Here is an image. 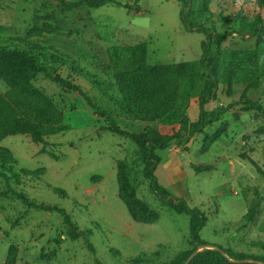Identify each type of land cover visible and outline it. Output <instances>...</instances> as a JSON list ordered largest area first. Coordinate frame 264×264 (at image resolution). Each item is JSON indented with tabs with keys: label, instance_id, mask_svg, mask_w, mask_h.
Returning <instances> with one entry per match:
<instances>
[{
	"label": "rangeland",
	"instance_id": "1",
	"mask_svg": "<svg viewBox=\"0 0 264 264\" xmlns=\"http://www.w3.org/2000/svg\"><path fill=\"white\" fill-rule=\"evenodd\" d=\"M74 1V0H67ZM258 0H211L210 8L223 15L216 35L222 36V49H257L263 77L257 91L229 96L220 87L217 99L205 107H230L222 122L228 132L207 152H202L204 134L158 151L161 162L155 170L158 183L174 198L200 209L208 218L200 238L211 246L235 252L258 254L253 242H264V115L245 112L243 103L257 100L264 105V43L257 46L256 17L264 20ZM108 4L98 9L66 12L53 0H0V35L25 36L35 14L53 13L58 34L43 33L36 39L78 60L84 70L70 78L94 103L104 105L99 85L114 83L113 76L135 66L144 53L148 63L166 65L197 61L202 56V33L188 32L180 18L176 0H142L139 11ZM243 15V19L240 20ZM215 45L212 49H215ZM13 75L20 66L1 58ZM36 86L50 95L64 114L70 129L48 139L46 145L35 144L27 136L15 135L0 143V151L11 153L15 170L36 173L23 176L20 183L0 180V264H132L146 253L145 264H167L179 252L189 248V217L178 215L164 206L150 190L143 177V165L137 146L128 138L108 131L110 121L96 116L84 98L43 77ZM0 91L8 87L0 80ZM196 98L179 110L151 125L163 133L179 128L183 114L196 116ZM238 115V118H235ZM118 126L129 133L143 129L119 116ZM217 123L205 130L212 134ZM248 159H241V154ZM125 161L131 181L140 199L159 214L153 224L132 220L118 197L116 165ZM192 165H213L210 171L196 173ZM13 191L23 192L37 205L66 211L78 231L87 233L94 249L85 239L72 241L63 218L56 212L29 208ZM261 197L255 221L244 226L242 217ZM156 253V254H155ZM157 255V256H155Z\"/></svg>",
	"mask_w": 264,
	"mask_h": 264
},
{
	"label": "trees",
	"instance_id": "2",
	"mask_svg": "<svg viewBox=\"0 0 264 264\" xmlns=\"http://www.w3.org/2000/svg\"><path fill=\"white\" fill-rule=\"evenodd\" d=\"M66 12L79 9H98L108 4L122 5L127 10L132 7L128 0H53ZM134 10L139 11L138 3L132 0ZM180 6V18L188 32L202 33V56L193 62L153 65L148 63L144 53L135 61L130 70L121 71L113 76L114 83L101 84L104 105L94 103L92 98L81 91L80 87L70 78L72 73L81 74L78 60L63 54L51 46L37 42L43 33L58 34L60 29L54 25L56 16L53 13L35 14L30 29L22 37H2L0 35V80L8 87L9 92L0 91V143L9 136H27L35 144L46 145L48 139L70 129L64 124V114L53 98L36 86L39 77L59 85L60 87L78 92L87 102L90 110L98 117L110 121L108 131L120 137L130 139L138 148V155L143 165L142 174L150 182V190L161 203L178 215L189 217L188 249L179 252L167 264H184L188 257L202 245H209L200 238V231L205 227L208 218L198 208L189 207L182 199H174L161 186L154 173L161 162L158 151L166 150L173 144L187 141L198 133L204 134L202 152H207L228 132V123L222 118L230 107L219 106L213 110L205 107L217 99L220 87L227 90L229 96L241 95L260 88L262 71L259 68L257 49H222V36L216 35L217 24L223 23V15L211 11V0H176ZM257 5L264 12V0ZM242 20L244 17L240 15ZM257 46L264 43V20L256 17ZM215 45V49L212 46ZM7 58L20 66L17 76L13 75L1 58ZM192 98H196L198 111L191 120L183 114L179 128L172 133H163L151 125L180 109ZM245 112H256L264 115V105L253 99L243 103ZM114 115L132 124H141L143 129L137 133H129L120 128ZM238 118V115H235ZM217 123L220 127L212 134L205 130ZM264 135V129L258 131ZM0 151V180L7 185L10 182L20 183L23 176H32L25 170L17 171L13 167L15 160L10 152ZM241 159H248L244 153ZM196 173L210 171L213 165H192ZM118 197L125 204L132 220L143 224H153L159 220V214L149 204L139 198L137 189L131 181L129 167L123 160L116 165ZM14 196L29 208H35L59 214L67 227V234L72 241L83 237L90 252L94 253L87 239V233L78 231L70 215L57 207L37 205L30 201L23 192L13 191ZM256 199L250 210L242 217L244 226L255 221L262 200L256 191ZM214 246V245H213ZM216 249H203L189 264H264V242H253L251 247L259 250L258 254L235 252L216 246ZM156 254V253H155ZM157 256V255H155ZM147 255L143 253L133 259L132 264L147 263ZM97 264H101L97 262Z\"/></svg>",
	"mask_w": 264,
	"mask_h": 264
},
{
	"label": "water",
	"instance_id": "3",
	"mask_svg": "<svg viewBox=\"0 0 264 264\" xmlns=\"http://www.w3.org/2000/svg\"><path fill=\"white\" fill-rule=\"evenodd\" d=\"M203 249H216V250H219V251H221L222 252V250L221 249H219V248H217V247H215V246H211V245H202V246H199L189 257H188V259L185 261V263L184 264H189V262L196 256V254L199 252V251H201V250H203Z\"/></svg>",
	"mask_w": 264,
	"mask_h": 264
}]
</instances>
